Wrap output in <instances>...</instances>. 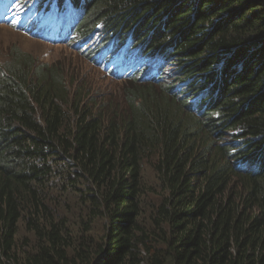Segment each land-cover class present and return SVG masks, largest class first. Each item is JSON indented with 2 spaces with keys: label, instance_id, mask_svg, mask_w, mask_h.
<instances>
[{
  "label": "trees",
  "instance_id": "obj_1",
  "mask_svg": "<svg viewBox=\"0 0 264 264\" xmlns=\"http://www.w3.org/2000/svg\"><path fill=\"white\" fill-rule=\"evenodd\" d=\"M1 23L132 89L10 50L0 264H264V0H0Z\"/></svg>",
  "mask_w": 264,
  "mask_h": 264
},
{
  "label": "rangeland",
  "instance_id": "obj_2",
  "mask_svg": "<svg viewBox=\"0 0 264 264\" xmlns=\"http://www.w3.org/2000/svg\"><path fill=\"white\" fill-rule=\"evenodd\" d=\"M77 42L75 39L67 44L51 43L30 36L11 24L1 23L0 64L5 62L10 50L16 47L29 54L36 64L53 65L60 69L65 74L66 81L72 82V87L81 83L92 92L103 94L108 100L112 98L122 102L132 86L128 82L111 78L101 66L88 60L86 53L78 47ZM89 43L90 41L86 46ZM145 174L150 177V181L153 180V173L149 168L145 170Z\"/></svg>",
  "mask_w": 264,
  "mask_h": 264
}]
</instances>
